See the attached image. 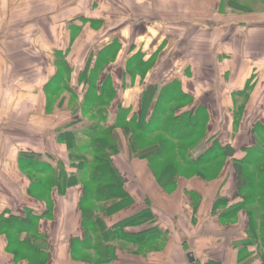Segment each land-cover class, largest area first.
<instances>
[{"label": "crops", "instance_id": "obj_1", "mask_svg": "<svg viewBox=\"0 0 264 264\" xmlns=\"http://www.w3.org/2000/svg\"><path fill=\"white\" fill-rule=\"evenodd\" d=\"M228 1L0 0V222L11 215L40 216L47 208L29 195L23 155L39 157V165L60 159L70 168L58 131L79 132L89 118L72 111L68 94L53 105L49 96V89L69 86L79 109H95L94 95L102 96L107 125L115 126L120 141L113 163L133 202L109 217L107 227L147 211L151 220L127 232L158 229L167 238L159 252L118 248L101 264H191L190 256L194 264H261L256 247L248 249L254 252L249 258L239 252L249 240V218L239 206L233 160L193 176L196 166L181 157L195 161L229 145L241 158L242 149L257 142L253 129L264 125V0H256V7ZM151 87L158 92L150 102L145 96ZM110 94L108 102L103 96ZM161 94L173 99V116L181 121L194 115L199 130L192 139L177 138L180 151L168 158L159 151L132 159L141 149H164L163 141L175 144L159 132L134 145L132 131L123 128L132 119L150 121ZM82 195L80 185L53 192L52 215L39 224L47 264H86L83 255L71 257L74 240L82 236ZM221 198L228 203H218ZM237 206L235 221L224 223V212ZM6 248L0 231V264H15Z\"/></svg>", "mask_w": 264, "mask_h": 264}, {"label": "trees", "instance_id": "obj_2", "mask_svg": "<svg viewBox=\"0 0 264 264\" xmlns=\"http://www.w3.org/2000/svg\"><path fill=\"white\" fill-rule=\"evenodd\" d=\"M233 3L231 0L228 1L229 5H234ZM157 92V88L151 87L147 91L145 99L148 97L150 102L153 101ZM64 94H68L70 100H78L77 95L72 92L69 86H56L54 89H49L50 105H53V99L57 101L61 96L64 101ZM103 98L109 102L112 94L104 95ZM93 99L94 105H97L95 109H79V104H77L73 106L72 110L73 112L81 110L83 116H88L89 124L86 128L76 133L65 128L58 131L60 141L67 144L69 149L70 168H67L60 159H57L58 165L50 164L45 167L38 164L39 157L23 155V158L26 159L21 161L23 172L31 180L29 195L44 200L47 208L40 216L34 217L28 213L24 219L11 215L9 222H0V231L7 242L6 251L14 256L15 264H47L50 255L38 245L40 241L45 242L44 236L40 234L39 224L52 215L53 192L58 191L60 194H64L69 188L76 185L83 188V195L79 203V210L82 214V236L73 242L71 249L73 259L83 255L87 257L83 259L84 263L101 264L111 261L118 248L128 254L146 255L161 251L165 245L164 240L167 238L158 229L142 233L127 232L131 227L150 221V212H141L111 228L106 225V220L129 207L133 198L126 189L123 176L113 163V157L121 149L120 141L114 130L115 126L109 128L107 125V113L100 106L103 100L102 96L94 95ZM84 101L86 98L83 99ZM171 103H173V99L169 94H161L150 121L132 119V125H127L125 122L123 128L127 133V129L132 131L133 138L130 136V140L134 145L150 140L153 134L159 132H164L175 142L170 145L163 141L164 149L161 146L141 149L132 154V159H147L159 151H162L161 159L168 158L178 150L180 151L177 146V138L184 137L186 140L194 138L200 127L198 122H195L194 115L184 116L179 121L178 117L172 115L173 112L169 108ZM148 108L149 105L145 108L146 114L149 113ZM120 116L121 114L118 116V121ZM183 121H185V127ZM253 133L257 136V142L249 148H243L242 152L245 155L241 158L229 145L212 148L195 161L188 160L187 155H181V157L187 165L196 166L193 176H206L208 171V169L204 170L206 166L211 164L214 171L221 166V161L233 160V167L237 175L238 194L243 201L239 206L248 213L249 218V240L239 248V252L243 256L246 253L245 258H249L254 255V252L252 253L248 249L256 247L257 258L261 264H264V125L255 127ZM155 176L158 177V174L155 173ZM178 176L179 174L175 176L174 180ZM169 181L173 182L171 178ZM165 186L171 187V185ZM221 202L228 203L224 198L218 200V203ZM237 208L238 206L224 212L225 216L222 221L233 223L238 215ZM91 255H96L97 259L90 257Z\"/></svg>", "mask_w": 264, "mask_h": 264}, {"label": "rangeland", "instance_id": "obj_3", "mask_svg": "<svg viewBox=\"0 0 264 264\" xmlns=\"http://www.w3.org/2000/svg\"><path fill=\"white\" fill-rule=\"evenodd\" d=\"M244 3L245 4L247 3L248 6H252V7H256V5H257V1L256 0H246ZM65 95L67 96V94H65ZM69 102L71 103L70 106L71 105L74 106L75 104H77V100H74V99L73 100H70ZM51 161H48V162L47 161H42V162H45V163H42V165L45 166V167H48L50 164L51 165H55L54 161L53 160H51ZM42 246L45 247L46 245L45 244H42Z\"/></svg>", "mask_w": 264, "mask_h": 264}, {"label": "water", "instance_id": "obj_4", "mask_svg": "<svg viewBox=\"0 0 264 264\" xmlns=\"http://www.w3.org/2000/svg\"><path fill=\"white\" fill-rule=\"evenodd\" d=\"M189 260H190L191 264H194L195 260H194V258L192 256L189 257Z\"/></svg>", "mask_w": 264, "mask_h": 264}]
</instances>
